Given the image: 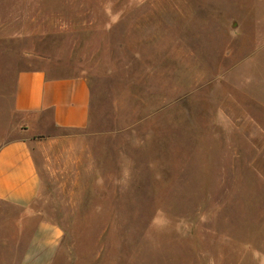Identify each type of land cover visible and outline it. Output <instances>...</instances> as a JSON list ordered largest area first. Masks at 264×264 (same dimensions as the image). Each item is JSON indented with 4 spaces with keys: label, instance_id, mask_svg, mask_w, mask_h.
<instances>
[{
    "label": "rangeland",
    "instance_id": "rangeland-1",
    "mask_svg": "<svg viewBox=\"0 0 264 264\" xmlns=\"http://www.w3.org/2000/svg\"><path fill=\"white\" fill-rule=\"evenodd\" d=\"M25 67L85 76L93 116L0 202V264L44 223L51 264H264V0H0V140Z\"/></svg>",
    "mask_w": 264,
    "mask_h": 264
},
{
    "label": "crops",
    "instance_id": "crops-1",
    "mask_svg": "<svg viewBox=\"0 0 264 264\" xmlns=\"http://www.w3.org/2000/svg\"><path fill=\"white\" fill-rule=\"evenodd\" d=\"M3 92L6 95L7 91ZM11 108L18 117V136L0 140V202L29 209L42 185L37 154L47 142L58 141L52 136L53 131L90 127L91 85L81 74L51 76L40 67L20 68ZM63 235L60 228L41 224L26 246L21 264H51Z\"/></svg>",
    "mask_w": 264,
    "mask_h": 264
}]
</instances>
